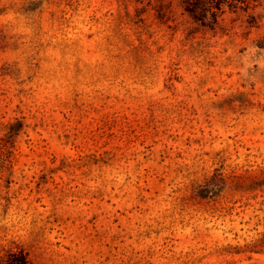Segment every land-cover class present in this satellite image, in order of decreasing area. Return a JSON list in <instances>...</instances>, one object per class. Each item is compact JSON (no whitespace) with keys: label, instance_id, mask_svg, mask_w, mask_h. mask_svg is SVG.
Here are the masks:
<instances>
[{"label":"clouds","instance_id":"1","mask_svg":"<svg viewBox=\"0 0 264 264\" xmlns=\"http://www.w3.org/2000/svg\"><path fill=\"white\" fill-rule=\"evenodd\" d=\"M199 4L0 0V264H101L117 208L169 238L158 264L264 246V174L239 175L264 172V0Z\"/></svg>","mask_w":264,"mask_h":264},{"label":"rangeland","instance_id":"2","mask_svg":"<svg viewBox=\"0 0 264 264\" xmlns=\"http://www.w3.org/2000/svg\"><path fill=\"white\" fill-rule=\"evenodd\" d=\"M199 7V0H192V10L195 11ZM213 7L217 12H222V5L219 2L213 5ZM111 108L112 105L105 101L99 108L89 113L95 124V130L105 133L106 135L102 136L105 139L107 138V134L110 133L109 126L115 127L117 123V120L114 119L116 114L111 111ZM228 139L232 140L233 137L230 136ZM140 146L143 147L144 145L141 144ZM6 161L12 167L23 163L20 155L15 152L14 146L9 151ZM262 174L264 172L257 171L253 173L248 169L239 173L241 177L245 175L259 177ZM52 176L53 178L56 176L54 171H52ZM40 179L44 180L45 177L41 176ZM148 179H151V177H148ZM145 183H147V180H145ZM250 191L257 194L260 193L259 188H252ZM245 194L248 193L245 192ZM104 203L112 204V201L107 200ZM193 207L195 209V205ZM135 215L136 210L134 208L126 209L123 212L117 208L111 217L105 212L93 215L88 226L95 233L94 238L100 244L101 250L104 253L101 264H158L159 261L165 259L162 249L167 248L168 243H170L169 238L161 237L158 232L150 230V226H145L146 222L142 224L138 220H135ZM108 220H111V223L106 226ZM100 229H103V231ZM152 237L159 238L154 239L152 244L147 248L141 247L144 241ZM223 254L228 257L225 264H264V246H229L228 250Z\"/></svg>","mask_w":264,"mask_h":264}]
</instances>
